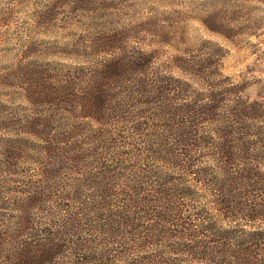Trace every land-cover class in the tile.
Wrapping results in <instances>:
<instances>
[{
  "label": "trees",
  "instance_id": "obj_1",
  "mask_svg": "<svg viewBox=\"0 0 264 264\" xmlns=\"http://www.w3.org/2000/svg\"><path fill=\"white\" fill-rule=\"evenodd\" d=\"M119 39L103 41V59L57 78L21 63L0 75L25 100H0L3 129L14 133L6 157L40 170L25 173L28 189L12 204L28 227L13 236L31 242L5 254L12 244L0 221V264H51L65 253L108 261L106 251L143 248L155 233L176 240V261L264 264V99L245 96L248 83L231 82L212 56H180L153 72L148 51L128 52ZM132 171L137 197L116 192ZM65 172L77 176L58 192ZM179 172L195 184L177 181ZM156 181L158 199L143 196Z\"/></svg>",
  "mask_w": 264,
  "mask_h": 264
},
{
  "label": "rangeland",
  "instance_id": "obj_2",
  "mask_svg": "<svg viewBox=\"0 0 264 264\" xmlns=\"http://www.w3.org/2000/svg\"><path fill=\"white\" fill-rule=\"evenodd\" d=\"M116 35L123 39L120 43L128 52L143 49L155 58L150 71L155 72L158 64H167L180 56H212L217 70L231 82L248 83L245 96L250 100L264 99V0H0V75H14L21 63L50 72L52 77L61 76L74 65L89 66L103 59L107 55L101 48L103 41ZM26 47L28 55L23 53ZM110 49L116 51L114 47ZM0 100L8 106H22L25 102L21 88L3 86H0ZM2 122L0 118V221L12 244L5 248L8 254L18 247V241L31 242L29 235L21 239L13 236L16 225L21 224L17 220L20 212L12 204L24 197L23 190L28 189L21 181L29 177L25 173L36 178L40 170L34 165L27 167L9 161L5 139L14 138V133L5 131ZM13 153L21 158L17 150ZM152 167L156 171L157 163ZM135 173L129 172V178L116 182L119 184L116 192L139 196L137 190L142 185L130 182L136 179L132 178ZM149 173L139 171V179L150 181L145 177ZM181 173L176 174L177 181L185 178L195 184L191 177H182ZM76 176L70 172L62 174L57 191ZM149 184L143 196L157 195L158 199L157 181L156 185ZM19 227L28 229L24 225ZM77 236L78 240L83 237L75 234L76 240ZM157 237L155 233L150 240L152 244L147 243L143 248L132 244L125 251L118 247L114 255L107 248L104 251L108 261H89V264H193V261L174 260L182 258L181 254L172 253L177 245L174 238L157 241ZM45 262L85 263L77 261L71 253L61 255L57 261ZM10 263L13 261H3Z\"/></svg>",
  "mask_w": 264,
  "mask_h": 264
}]
</instances>
